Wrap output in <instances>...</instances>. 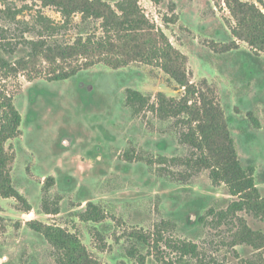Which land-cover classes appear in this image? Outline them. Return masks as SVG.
Instances as JSON below:
<instances>
[{
    "label": "rangeland",
    "instance_id": "1",
    "mask_svg": "<svg viewBox=\"0 0 264 264\" xmlns=\"http://www.w3.org/2000/svg\"><path fill=\"white\" fill-rule=\"evenodd\" d=\"M62 1L68 0H0L3 56L29 60L30 42L50 37V28L57 40L74 42L78 30L65 28ZM101 1L117 11L123 1L137 20L132 29L126 24L107 34L106 41L117 43L107 56L112 65L101 59L68 79L50 80L54 67L32 56L27 70L2 72L1 88L22 116L21 134L6 144L11 178L32 210L0 194V264H140L141 256V264H264V239L258 249L237 245L239 220L216 215L238 197L203 166L187 169L188 182L174 180L183 177L181 161L193 148L179 142L173 121H160L152 110L136 114L127 103L128 89L152 102L159 93L186 95L163 68L169 55V65L219 105L264 200L262 30L240 22L236 0ZM239 1L264 13V0ZM71 18L77 24L82 16ZM89 24L91 33L105 29L102 19ZM89 202L99 206L100 220L82 218ZM56 207L59 213L47 212ZM245 219L264 233L263 211ZM190 243L197 255L182 250Z\"/></svg>",
    "mask_w": 264,
    "mask_h": 264
},
{
    "label": "trees",
    "instance_id": "2",
    "mask_svg": "<svg viewBox=\"0 0 264 264\" xmlns=\"http://www.w3.org/2000/svg\"><path fill=\"white\" fill-rule=\"evenodd\" d=\"M241 23L249 24L253 29H261L264 34V13L254 4L236 0ZM73 0L62 1V13L66 18L65 28L70 24L78 30L77 38L74 42L57 40L56 31L50 28L48 31L50 37L41 36L38 40L31 41V57L29 60L20 58L15 63L7 59L0 52V82L4 80V74L12 71L27 70L32 56H42L48 64L52 65L55 71L48 73L50 80H64L79 74L80 71L94 65L101 59L106 64L112 65L108 59L109 50H115L117 43H109L105 38L107 34L117 35L124 26H130L132 29L136 26L137 20L131 18V15L125 11L124 2H120V11L112 8L106 1L101 0H75L72 7L67 4ZM81 14L82 19L74 24V14ZM97 21L103 20L102 28L104 31H93L91 33L90 19ZM112 23V27H108ZM49 30V29H48ZM107 30V31H106ZM65 36V35H64ZM53 40L52 43H50ZM67 42V43H64ZM5 51L6 45L1 44ZM28 55V57L30 56ZM103 56V57H101ZM169 55L162 57L163 68L170 73L186 90V95L181 99L167 97L159 93L157 100L153 101L147 95L134 89L127 90V103L133 108L136 114L154 112L162 122L173 121L176 128L178 140L183 145H189L193 148L190 156H187L184 163V170L180 171L181 178L174 176V180L188 182L187 173L189 167L207 168L210 171V177L217 185L225 183L229 193L238 199L232 201L226 208L218 211L216 215L219 218L231 216V220L238 219V231L234 234L235 244H248L256 249L262 248L264 233L253 230L245 219V214L253 213L255 210L264 212V200L259 199L260 191L254 181V166L247 168L240 161L234 139L230 134L224 114L218 104H215L206 96L201 88H196L188 79L186 73L179 75L178 69L169 65ZM73 60L72 67L63 66ZM17 71V72H18ZM179 73V74H178ZM251 114V113H250ZM22 116L15 107L13 98L8 95L0 85V194L3 197H15L24 206L25 211H31L32 205L28 199L23 196L14 186L9 162L12 156L6 148L9 140L17 138L21 134ZM162 163L166 164L167 159L161 158ZM180 159L174 157L171 161L180 162ZM48 213H59V208L47 209ZM242 213V214H240ZM99 206L96 203L89 202L87 209L82 213L84 220H100ZM1 218V217H0ZM35 221L28 224L38 231L42 232L41 227L35 225ZM141 240L149 242L147 236L142 235ZM184 252H191L197 255L195 244H184ZM140 264L145 263V257H140Z\"/></svg>",
    "mask_w": 264,
    "mask_h": 264
}]
</instances>
